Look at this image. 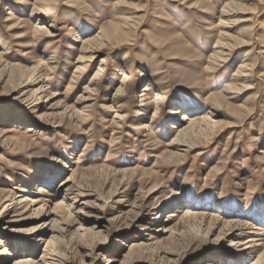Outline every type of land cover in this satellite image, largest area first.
I'll list each match as a JSON object with an SVG mask.
<instances>
[{"label": "rangeland", "instance_id": "rangeland-1", "mask_svg": "<svg viewBox=\"0 0 264 264\" xmlns=\"http://www.w3.org/2000/svg\"><path fill=\"white\" fill-rule=\"evenodd\" d=\"M263 151L264 0H0V264H264Z\"/></svg>", "mask_w": 264, "mask_h": 264}, {"label": "bare ground", "instance_id": "bare-ground-1", "mask_svg": "<svg viewBox=\"0 0 264 264\" xmlns=\"http://www.w3.org/2000/svg\"><path fill=\"white\" fill-rule=\"evenodd\" d=\"M233 7H234V9H236L235 8V4L234 5H232ZM235 11V10H234ZM224 12V11H223ZM231 12H232V10H231ZM234 13V12H233ZM232 13V14H233ZM229 14V13H228ZM227 14V15H228ZM131 28V25L127 22L126 23V27L125 28H127L128 30H130V28ZM102 35V33H100V35H97V36H94V37H92V38H90V39H87V40H82V41H84V45H86V46H84V52L85 53H90V58H88V60H90V61H92V59H94V54H93V50H95L96 51V49H93L92 47V44L94 43V42H97V40H98V38H99V36H101ZM225 36H227V35H225ZM228 45V44H227ZM237 45V44H236ZM226 46V45H225ZM232 48V47H231ZM227 49V48H226ZM220 52H222V51H220ZM219 52V53H220ZM218 54V53H217ZM224 56V55H223ZM85 58H87V57H85V56H82V59H85ZM101 72V69H99V71H98V73H97V75H99V73ZM247 76V75H246ZM246 78V77H245ZM236 85H239V84H237L236 82L234 83V82H231L230 84H228L227 86H226V91H230L233 87H235ZM233 89H235V88H233ZM148 90V89H147ZM142 96H145V95H142ZM224 97V94H222L221 96H219L218 98H217V100H219L220 101V99L221 98H223ZM183 116V119H182V122L183 123H187V122H190L189 123V125L190 126H187V127H184V128H178V130L180 131V134H179V136H178V140L179 141H182V140H186L187 138L189 139V138H193V137H195V135L197 136L198 135V133H197V131H192L191 132V129H192V127L193 126H195V124H197V120H192L191 119V117H189V115L188 114H183L182 115ZM203 118V117H202ZM198 119V118H197ZM199 124H200V122H199ZM202 124H203V122H202ZM194 130V129H193ZM203 131V128H201L200 129V131H198V132H202ZM186 138V139H185ZM263 154H264V151L262 152ZM257 163H262V162H264V155H262V154H259V155H257V161H256ZM39 194H44V193H46V189L44 188V187H39ZM175 216V215H174Z\"/></svg>", "mask_w": 264, "mask_h": 264}]
</instances>
